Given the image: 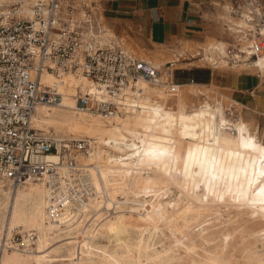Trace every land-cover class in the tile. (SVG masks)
I'll list each match as a JSON object with an SVG mask.
<instances>
[{"label": "bare ground", "instance_id": "bare-ground-1", "mask_svg": "<svg viewBox=\"0 0 264 264\" xmlns=\"http://www.w3.org/2000/svg\"><path fill=\"white\" fill-rule=\"evenodd\" d=\"M208 4L233 35L246 25V14L233 15L227 0ZM95 8L98 14L86 18L99 45L121 46L102 25L103 5ZM256 9L264 15L263 3ZM230 44L209 42L191 55L255 71L263 81L264 61L258 66L248 58L228 61ZM126 51L160 69L163 82L173 78L168 62L189 58L184 51L172 59L154 48ZM42 81L57 83L62 98L57 105L38 106L34 127L70 148L73 140L88 138V153L66 154L92 166L109 199L95 198L80 214L53 221L43 183L15 187L0 179V241L22 234L21 246L5 251L0 264H264V141L242 113L224 110V94L214 103L209 84L194 81L177 83L178 93L171 95L164 83L140 78L127 89L125 106L105 118L77 105L80 90L95 89L81 73L46 71ZM199 180L207 193L196 189ZM114 205L115 212L107 215L105 209Z\"/></svg>", "mask_w": 264, "mask_h": 264}, {"label": "built area", "instance_id": "built-area-1", "mask_svg": "<svg viewBox=\"0 0 264 264\" xmlns=\"http://www.w3.org/2000/svg\"><path fill=\"white\" fill-rule=\"evenodd\" d=\"M103 1L107 0H15L0 4V179L15 187L31 181L43 183L53 221L80 214L95 198L107 202L109 194L103 183L97 185L91 165L66 154L71 149L88 153V138L73 140L70 148L34 127L38 106L57 105L62 98L57 83L42 81L44 72L60 76L72 71L88 78L95 89L80 90L75 96L77 105L105 118L125 106L127 89L140 78L164 83L171 95L178 93L176 82H163L160 69L147 61L121 46L99 45L89 23L92 8ZM230 4L233 15L246 14V25L237 26L236 35L228 24L223 25L231 36L228 61H264V15L256 9L261 1L230 0ZM71 21L76 23L73 28ZM208 62L213 68L218 60ZM166 65L174 76L173 63ZM111 207L105 209L107 215L115 212L117 205ZM30 237L35 239V234ZM15 244L21 246L15 238L0 241V262Z\"/></svg>", "mask_w": 264, "mask_h": 264}, {"label": "crops", "instance_id": "crops-1", "mask_svg": "<svg viewBox=\"0 0 264 264\" xmlns=\"http://www.w3.org/2000/svg\"><path fill=\"white\" fill-rule=\"evenodd\" d=\"M108 23L120 33L136 32V37L148 45H178L180 41L202 42L207 32L202 0H107L103 1ZM150 49V48H149ZM191 65V64H189ZM194 68V69H193ZM201 70L191 66V72L177 75L180 80L202 77L200 83L208 84L217 78L212 68ZM220 83L239 95L248 107L243 116L259 123L264 141V111H257V95L264 107V80L248 72H232ZM250 110V112L248 111Z\"/></svg>", "mask_w": 264, "mask_h": 264}, {"label": "rangeland", "instance_id": "rangeland-1", "mask_svg": "<svg viewBox=\"0 0 264 264\" xmlns=\"http://www.w3.org/2000/svg\"><path fill=\"white\" fill-rule=\"evenodd\" d=\"M208 1L209 0H205V2H203L204 11H205L204 12V18H205L206 23H207V32H206L205 36L202 38V42L180 41V43L178 45H163V44H158V43H151L150 45H148L145 41H142L140 38L136 37V34H135L136 32H134V30H133V32H129V33L118 32V30L113 25L108 23V19L105 15V11H104V6L101 9L102 13L100 12L101 16H102V25L105 28L107 27V28L111 29L117 35L118 41H120V45L124 49H126V48L128 49L129 47H133L137 50H138V48H140L144 51H146L148 48H154L157 50H164L166 52V55L169 57V59L174 58L173 56L175 54L178 55L179 51H184L185 53H187L189 58L183 59L181 62H179L178 64H175L174 67H172V68H175V71H174V76L171 80H174L176 82V84L177 83L178 84L194 83L193 80H180L177 78V75L180 76V75L186 74L187 72H191L192 71L191 66H193V67L198 66L201 70L202 69L203 70H211V69H209L210 68L209 66H211V63L208 62V60H202L200 57L192 56L191 53L197 52V51L201 52L203 46L207 45L209 42H216L219 40H227L228 42L231 43V40H230L231 36L228 32H226V30L223 27V25L226 24L227 21H225L223 18H221L218 10L213 5L208 4ZM227 1H228V3H230V0H227ZM260 1H261V3H263V6H264V0H260ZM100 4L103 5V2H98L97 5H100ZM98 11H100V9L92 8V16L95 17L98 14ZM100 13H99V15H100ZM115 46H118V45H115ZM167 53H169V54H167ZM134 54L137 55L138 58H140L139 53H134ZM189 64H191V65H189ZM166 67L168 68V65H166ZM212 70H213L214 74L217 75V78L214 81L208 83L209 86L212 88L211 89L212 91L210 92L212 96L210 95V99L214 103H216L217 101L215 98H217L218 96L220 98V96H221L220 93H222V94H224L223 96H225V98L227 100L225 102V105H224V110H226L232 116L233 115L237 116L239 113L243 114V111L246 110V108H244V107L245 106L248 107L246 105V103L244 101H241V99L239 98V95L236 94L234 91L230 90L227 87H224L220 83V81H221V78L227 77L226 75H228L229 73H232V72H239V73L248 72V73L254 74L256 77H258L257 74L255 73V71H251V70L244 69V68H231L230 66H224L220 63H217L216 65H214ZM259 78L261 79V77H259ZM202 87L204 88V86H202ZM256 95L258 96L257 97V104H254V105L258 106V107H256L258 109L257 111H261V110L264 111V107L261 105L262 100L259 98L260 93H256ZM205 98H206V96H202V101ZM200 100L198 99V100L194 101V103H198ZM235 101L241 102L244 106L243 105L241 106V104L235 103ZM239 106L241 107V109ZM248 111L250 112V110H248ZM246 120H248V119H246ZM256 124L253 122L254 127H257V126L259 127V123H256ZM42 132L44 133V131H42ZM260 135H261V132H260ZM261 137H262V135H261ZM226 143L229 144V142H226ZM198 183H199V186L196 189L201 190L203 188L202 187L203 182L201 180H199L195 184L198 185ZM224 186L227 187V184H225ZM193 188H195L194 185H193ZM206 189L207 188L204 187L203 190L200 191V193L201 194L207 193ZM13 238H15L18 242H22V234L19 232H15Z\"/></svg>", "mask_w": 264, "mask_h": 264}, {"label": "trees", "instance_id": "trees-1", "mask_svg": "<svg viewBox=\"0 0 264 264\" xmlns=\"http://www.w3.org/2000/svg\"><path fill=\"white\" fill-rule=\"evenodd\" d=\"M192 79H193V81H196V82H202V80H203L202 77H194Z\"/></svg>", "mask_w": 264, "mask_h": 264}]
</instances>
